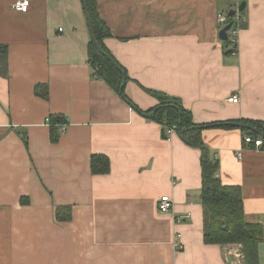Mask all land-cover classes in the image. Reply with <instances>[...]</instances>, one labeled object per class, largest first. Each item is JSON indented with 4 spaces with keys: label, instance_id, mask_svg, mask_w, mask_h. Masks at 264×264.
<instances>
[{
    "label": "crops",
    "instance_id": "crops-1",
    "mask_svg": "<svg viewBox=\"0 0 264 264\" xmlns=\"http://www.w3.org/2000/svg\"><path fill=\"white\" fill-rule=\"evenodd\" d=\"M16 1L0 0V264H229L240 246L204 244L201 152L162 138L143 116L158 106L145 90L181 100L198 125L264 122V0H97L105 46L143 114L90 66L81 0H29L27 13ZM242 2L233 52L218 16ZM56 115L68 126L53 144L46 119ZM245 134L201 135L217 177L241 188L246 220L264 231V153L244 146ZM93 155L110 159L108 175H92ZM58 207H71V220L58 221Z\"/></svg>",
    "mask_w": 264,
    "mask_h": 264
},
{
    "label": "trees",
    "instance_id": "trees-1",
    "mask_svg": "<svg viewBox=\"0 0 264 264\" xmlns=\"http://www.w3.org/2000/svg\"><path fill=\"white\" fill-rule=\"evenodd\" d=\"M81 1L84 7V0ZM88 5L95 36L105 54L114 59L112 53L105 46V40L111 38L112 34L98 13L97 0H88ZM228 18V23L233 22L232 32H237L243 27V23H238L235 18L229 16ZM225 44L227 45V49L231 47L232 51L236 52L238 47L237 42L233 44L229 40ZM7 52L8 48L0 45V54H6ZM88 57L90 66L95 70V74L115 91L121 92L122 97L127 99L124 93L122 73L108 61L105 55H101L98 52L92 41L89 43ZM115 62L120 66L116 60ZM120 68L126 74L124 68L122 66ZM121 87L122 89H120ZM145 91L158 101V106L152 109L149 114H152L150 118L152 121L162 126V138L168 140L169 135L167 131L175 126L176 135L187 146L198 149L201 152L202 186L200 203L204 211V244L221 247L240 246L243 264H259V246L264 243L263 227L257 223H249L246 220L244 197L241 188L225 186L217 177L218 165H216V160L204 144L201 134L204 130L208 129L237 130V128L229 124L242 123L257 130V132L248 130H242V132L255 138H264V122L242 120L198 125L194 123L192 113L184 107L181 100L161 92ZM35 93L46 99L48 98V87L37 86ZM134 108H136L138 113H142L135 105ZM50 119V139L53 144H56L62 135L60 129L66 124V121L61 115L51 116ZM24 142L27 147L26 138H24ZM90 168L94 176L108 175L111 170L110 159L104 155H93L91 157ZM56 211L58 221L67 222L71 220V207H58Z\"/></svg>",
    "mask_w": 264,
    "mask_h": 264
},
{
    "label": "built area",
    "instance_id": "built-area-1",
    "mask_svg": "<svg viewBox=\"0 0 264 264\" xmlns=\"http://www.w3.org/2000/svg\"><path fill=\"white\" fill-rule=\"evenodd\" d=\"M29 6H30L29 0H17L13 4V9L20 13H27L29 10ZM233 18H235L238 23H242L244 21V19L239 15L238 12L236 16H234ZM218 20L222 26H226L229 22L228 16H224V15H219ZM236 33L237 32L234 31L232 32V30L230 31V39L233 44L237 42L235 38ZM228 101L230 103L237 104L239 102V99L237 96H233ZM50 123H51V119L47 118L46 124L50 126ZM67 126L68 124H65L61 127L60 129L61 134L65 133V131L67 130ZM167 134L169 135V139L173 137L176 134V127L174 126L171 129H169L167 131ZM243 142H244V146H246L247 148L256 152L264 153V138L261 137L255 138L251 135H244ZM238 156L241 157V154ZM173 206H174L173 199L169 195H164L160 198L158 202V211L163 215H167L172 212ZM238 253H240V251H238ZM238 257H239L238 259L236 258L237 263L243 264L242 254L240 253Z\"/></svg>",
    "mask_w": 264,
    "mask_h": 264
},
{
    "label": "water",
    "instance_id": "water-1",
    "mask_svg": "<svg viewBox=\"0 0 264 264\" xmlns=\"http://www.w3.org/2000/svg\"><path fill=\"white\" fill-rule=\"evenodd\" d=\"M246 9V2H242L240 7H239V12H243ZM84 10H85V15H86V19H87V23H88V27H89V31H90V36H91V41L94 44V46L96 47V49L98 50V52L101 55H105L108 59V61L118 70L122 73L123 75V82L124 85H126L127 83V78H126V74L123 72V70L120 68V66L115 62V60L106 55L105 52L103 51L102 47L100 46L96 36H95V32H94V26H93V22H92V18L90 15V9H89V5H88V0H84ZM236 11H231L229 12V17H234L236 16ZM233 26V22L229 23L227 26H225L220 32H219V39L223 42H227L229 37H228V31L231 30ZM123 99L130 104V101H128L125 97H123ZM130 106L136 110V108H134V105L130 104ZM143 114V113H142ZM144 117L146 118H150L152 116V114H143ZM229 125L233 126L234 128L237 129H241V130H248V131H253V132H257V130L249 125H245L242 123H230ZM216 165H218V162H216ZM227 262L229 264H235L233 261V257H231L229 255V257L227 256Z\"/></svg>",
    "mask_w": 264,
    "mask_h": 264
},
{
    "label": "rangeland",
    "instance_id": "rangeland-1",
    "mask_svg": "<svg viewBox=\"0 0 264 264\" xmlns=\"http://www.w3.org/2000/svg\"><path fill=\"white\" fill-rule=\"evenodd\" d=\"M239 254L240 253H238V251H235V250H232V251H229V255L231 256V257H235V258H239L238 256H239ZM242 254V253H241Z\"/></svg>",
    "mask_w": 264,
    "mask_h": 264
},
{
    "label": "bare ground",
    "instance_id": "bare-ground-1",
    "mask_svg": "<svg viewBox=\"0 0 264 264\" xmlns=\"http://www.w3.org/2000/svg\"><path fill=\"white\" fill-rule=\"evenodd\" d=\"M238 13H239V15L241 16V13H240V12H238ZM236 14H237V13H236ZM220 15H223V14H220ZM224 16H225V15H224ZM218 17H219V16H218ZM228 24H229V23H228ZM228 24H227V25H228ZM227 25H226V26H227ZM232 28H233V26H232ZM232 28H231V30H232ZM231 30H230V31H231ZM230 31H228V37H229L228 41H229V40L231 41V39H230ZM228 41H227V42H228ZM245 135H248V134H245ZM168 140H169V139H168ZM243 143H244V142H243Z\"/></svg>",
    "mask_w": 264,
    "mask_h": 264
}]
</instances>
